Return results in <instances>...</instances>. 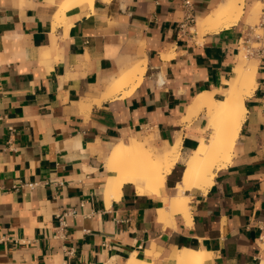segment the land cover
<instances>
[{"label": "crops", "instance_id": "0c3cea01", "mask_svg": "<svg viewBox=\"0 0 264 264\" xmlns=\"http://www.w3.org/2000/svg\"><path fill=\"white\" fill-rule=\"evenodd\" d=\"M61 1L0 0V264H128L134 252L174 264L180 248L209 252L200 264H263V58L250 57L257 87L230 161L207 190H187L191 222L158 214L183 159L161 195L125 182L105 196L106 158L121 140L160 153L181 139L184 158L208 137L206 108L185 117L201 94L225 99L243 46L264 41V23L251 24L256 0L207 32L193 28L224 0H188L196 21L184 30L185 0H94L56 22ZM135 62L145 65L137 86L104 97L106 82ZM68 209L77 214L58 234Z\"/></svg>", "mask_w": 264, "mask_h": 264}, {"label": "bare ground", "instance_id": "6f19581e", "mask_svg": "<svg viewBox=\"0 0 264 264\" xmlns=\"http://www.w3.org/2000/svg\"><path fill=\"white\" fill-rule=\"evenodd\" d=\"M83 3L93 6L94 0H62L60 11L55 16L56 22H62L68 10ZM261 3H263L261 0H256L253 4L252 26L260 23ZM244 12L245 0H224L217 9L199 20L197 27L193 29L200 32L219 31L236 23ZM242 49L238 54L234 75L227 80L229 88L225 99L215 100L212 96L201 94L185 117L190 119L206 108L209 118L207 125L210 130L208 137L203 136L199 140V145L186 158L182 156L181 139L170 149L162 150L160 153H154L136 138L130 141L121 140L113 146L106 158L110 169L105 190L108 201L119 193L125 182H135L161 195V191L166 187L167 174L180 159H184L185 169L182 179L171 196L162 197L163 203L158 208V214L160 219L168 217L174 219L176 215H182L187 222H191L187 190L191 188L207 190L217 170L228 164L247 112L246 97L257 87V62L246 57ZM144 71L145 65L142 62H135L129 68L122 70L112 80L106 82L104 97L116 96L120 91H123L122 95L129 94L141 81ZM127 86H130V89L124 90ZM210 257L209 252L180 248L173 259L174 264H200ZM128 264L153 263L140 259L134 252Z\"/></svg>", "mask_w": 264, "mask_h": 264}, {"label": "built area", "instance_id": "2783aa9c", "mask_svg": "<svg viewBox=\"0 0 264 264\" xmlns=\"http://www.w3.org/2000/svg\"><path fill=\"white\" fill-rule=\"evenodd\" d=\"M264 3V0H261ZM185 8H186V15L183 21L180 22V29L184 30L186 28H189L191 25H193L196 21V16L193 12V9L190 7V2L188 0H185ZM264 23V6L262 8V13H261V21L260 24L262 25ZM259 45L254 46L252 43L247 42L246 45L244 46L246 50V54L249 56H254V57H260L264 59V41L263 40H257ZM263 71H264V62H263ZM262 84L264 86V77L262 80ZM261 105L264 108V87L262 91V96H261ZM76 211L74 209H68L65 211H62L59 214V219H60V226L58 227V234H60L64 228L67 226V218L69 216L76 215ZM260 233L257 238V243L259 247L264 249V220L259 221L258 224Z\"/></svg>", "mask_w": 264, "mask_h": 264}, {"label": "rangeland", "instance_id": "374dc122", "mask_svg": "<svg viewBox=\"0 0 264 264\" xmlns=\"http://www.w3.org/2000/svg\"><path fill=\"white\" fill-rule=\"evenodd\" d=\"M262 7H263V3H261V7H260V15H261V13H262ZM261 20V19H260ZM260 25V23H258L256 26H259ZM262 31V29H255V33H257V32H261ZM261 34V33H260ZM252 44L254 45V46H258L259 45V43H258V41L257 40H255V41H253L252 42ZM244 47V46H243ZM242 50H244V53H245V55H246V57H249V59H250V57L251 56H249V55H247L246 54V50H245V48L244 49H242ZM254 59V58H253ZM253 59H250V60H253ZM190 154V153H189ZM189 154H187L184 158H186V157H188V155ZM183 161H184V159H183ZM184 163H185V161H184Z\"/></svg>", "mask_w": 264, "mask_h": 264}]
</instances>
